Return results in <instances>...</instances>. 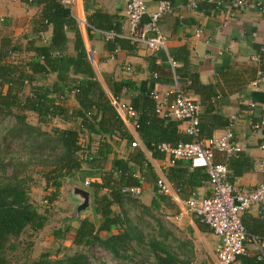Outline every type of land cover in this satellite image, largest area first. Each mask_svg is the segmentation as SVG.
Wrapping results in <instances>:
<instances>
[{"label":"trees","instance_id":"16d2710c","mask_svg":"<svg viewBox=\"0 0 264 264\" xmlns=\"http://www.w3.org/2000/svg\"><path fill=\"white\" fill-rule=\"evenodd\" d=\"M22 1L40 5L41 11L36 38L29 40L25 48L7 34L0 37V117H11L14 121L12 126L4 129L0 148V264H12L8 251L16 248L14 241L26 229L38 231L46 223V213L39 211L30 196L34 167H39L45 188L51 189L45 196L48 204L57 199L64 182L71 183L75 176L80 175L83 185L85 177L100 178L84 189L91 199L89 206L93 218L78 219L72 232V245L86 247L99 243L115 258L132 260L130 241L134 240L139 246L147 245L146 250L154 256L153 264H184L185 260L165 243L168 231L163 241L155 236L145 240L142 230L125 210V203L138 202V196L124 194L121 189L139 186L140 180L135 174L143 175L144 170L155 183V195L150 204H139L142 210L150 213L167 200L157 186L159 176L154 174L144 150L131 146L134 137L111 102V97L120 101L121 93L133 86L129 81L112 78H106V87L103 86L88 59L80 29L60 0ZM87 22L95 28L120 32V26L106 14L98 16V21L87 15ZM48 27L51 37L43 43L40 34ZM68 30L74 32L73 54L67 53ZM117 48L134 51L136 45L123 37L107 41L109 51ZM173 58L182 61L175 70L178 79L187 78L188 89L198 92L195 85L199 80L188 67L187 58ZM150 71L154 83L162 72L171 75V82H174L172 71L153 62ZM50 75H54L53 80H48ZM152 91V87L141 90L137 98L132 99L130 106L136 116L131 120L145 149L153 158L162 159L165 153L157 148L159 144L176 145L191 141L192 137L178 129L182 121L155 112ZM215 98L222 97L219 94ZM28 113L34 114L35 123L28 121ZM55 121L60 124H54ZM198 128L201 137L200 124ZM13 140L24 146L25 159L7 153ZM122 143L125 153L118 157L117 149ZM108 161H111L110 169L106 168ZM169 181L180 190L181 183ZM114 229L117 232L111 233ZM68 232V226L56 229L54 237L58 239ZM246 256L240 255L236 260L241 261ZM247 261L252 264L264 262L258 258ZM28 264L94 263L84 251L77 250L62 258H52L45 252Z\"/></svg>","mask_w":264,"mask_h":264},{"label":"crops","instance_id":"0c3cea01","mask_svg":"<svg viewBox=\"0 0 264 264\" xmlns=\"http://www.w3.org/2000/svg\"><path fill=\"white\" fill-rule=\"evenodd\" d=\"M127 1L76 0L75 14L86 22L87 15L97 21L98 16L109 15L120 26L121 36L126 38L129 34V24L124 16ZM159 1L145 0L147 10H155ZM168 1L173 10L159 20L160 31L168 38L167 52L153 51L143 44H136L134 51L120 48L109 51L107 41L94 30L80 28L85 48L95 50L93 57L88 56V59L104 87L106 78L131 83L133 87L120 95L121 102L130 104L141 90L152 87L164 95L171 89V75L162 72L158 81L153 82L152 62L171 71L167 55L187 58L188 67L199 80L195 85L198 92L188 89L189 80L185 77L179 78V84L198 105L200 138L222 133L227 119L237 116L232 131L241 151L231 157L216 153L214 160L226 165V179L230 183L242 189L253 188L264 182L263 174L255 166L256 160L264 156L261 148L264 129L252 128L255 121L264 119V0H244L242 7L234 6V0H194L196 7L188 5L191 0ZM40 11V5H29L22 0H0V37L7 34L25 48L29 40L36 38ZM146 20L145 15L140 25ZM199 31L200 36H196ZM42 35L47 43L51 37L50 27L41 32ZM67 37V53L73 54L74 32L68 30ZM176 61L178 66L182 65V61ZM53 79L54 75L48 78ZM219 94L222 98H215ZM70 103L74 105L75 102L71 100ZM127 127L134 139L139 138L133 126ZM185 127L186 123L181 122L178 129L184 132ZM140 143L155 175L181 183L180 190L173 193L175 197L166 195V202L161 203L171 211L169 217L180 235L177 236L182 250L178 252L179 257L185 260L184 264H218L215 256L218 237L185 206L191 196L200 198L210 194L205 170L192 169L184 160L171 164L166 155L162 159L153 158L141 140ZM122 156L118 153V157ZM106 168H111V161L107 162ZM147 173L144 170L143 175H135L139 176L141 197L144 199L146 195L142 202L148 205L155 195V183ZM242 221L248 233L264 239V200L247 208ZM246 255L241 261L228 264H252L248 258L260 260L257 244L248 242Z\"/></svg>","mask_w":264,"mask_h":264},{"label":"built area","instance_id":"2783aa9c","mask_svg":"<svg viewBox=\"0 0 264 264\" xmlns=\"http://www.w3.org/2000/svg\"><path fill=\"white\" fill-rule=\"evenodd\" d=\"M60 2L68 7L71 17L76 21L79 29L94 30L105 41L122 37L119 32L95 28L84 19L79 18L75 14L76 0H60ZM244 4V0L233 1V5L236 7H242ZM188 5L196 7L197 3L191 0ZM172 10L173 7L168 0H160L153 11L147 10L145 0H128L124 9V16L129 24V34L126 38L132 44H143L153 51L167 52L168 38L160 31L159 20L162 16L171 13ZM145 15L147 20L140 25ZM196 36H200V31L196 33ZM41 40L46 43L43 35ZM85 49L87 56L93 57L95 50L88 46ZM167 60L173 73L174 82L171 89L167 90L164 95L156 90L151 92L155 102V112L160 116H168L185 122L184 132L190 135L192 140L179 142L176 145L161 143L157 148L165 153L171 164L178 160H184L189 163L191 168L204 169L210 184L209 195L200 198L191 196L185 201V206L201 222L207 224L218 237L219 244L215 251L218 264H228L234 262L238 256L246 255L248 242L257 244L259 259L264 260V239L248 233L242 221V214L247 208L264 200V182L250 189L239 188L226 179V165L214 160L216 153L231 157L241 151V146L234 139L232 131L233 124L238 117L229 118L222 133L200 138L198 105L179 84L178 76L175 74L179 63L170 55H167ZM111 102L124 123L134 127L131 119L136 116V111L130 104L117 101L113 97H111ZM250 104L254 106V103ZM252 128L254 130L264 129V119L255 121ZM131 146L140 147L139 138H135L131 142ZM261 148L264 149V144L261 145ZM255 166L264 176V156L256 160ZM93 180H100V178L85 177L83 183L87 186ZM157 186L161 193L171 197H175L173 193L178 190L163 176L159 177ZM121 192L139 196L142 193V188L141 186H127L123 187Z\"/></svg>","mask_w":264,"mask_h":264},{"label":"rangeland","instance_id":"374dc122","mask_svg":"<svg viewBox=\"0 0 264 264\" xmlns=\"http://www.w3.org/2000/svg\"><path fill=\"white\" fill-rule=\"evenodd\" d=\"M28 121L36 122L34 114L28 113ZM14 121L11 117H0V148L3 145V133L6 126H12ZM56 125L60 123L55 121ZM118 153L124 155V143L118 147ZM9 155L26 158V150L21 144L15 143L13 140L9 148L6 149ZM34 183L31 186L30 196L33 203L39 208V211L46 213L47 220L44 227L38 231L26 229L22 235L14 241L16 248L8 251V257L12 264H28L31 260L37 259L42 253H48L52 258H62L66 254H71L74 251H84L88 259L94 264H153L154 256L150 251H147V245L139 246L135 241H130L132 260H121L115 258L107 249L99 243H93L89 246L76 247L72 245V232L78 225V219L82 217L93 218L90 206L77 210L80 204V193L76 197L72 196L71 189L76 185L81 189H86L80 179V175L75 176L71 183L64 182L60 189L57 199L48 204L45 201V196L48 195L51 189L45 188V182L40 175L39 167H34L32 170ZM142 194V193H141ZM141 194L137 197L138 202H126L125 210L131 221L136 224L145 236V240L155 236L158 240L163 241L166 231L169 232L165 243L169 245L172 252L180 255L182 252L178 244L179 235L175 230L174 222L169 217L170 210L165 208V205L160 206L157 210H152L147 213L142 210L140 203L144 199ZM91 203V199L89 201ZM117 210V207L114 206ZM68 226L69 232L63 233L61 237L56 239L54 231L56 229H65ZM117 230H112L115 233ZM180 236V235H179Z\"/></svg>","mask_w":264,"mask_h":264},{"label":"water","instance_id":"95a60500","mask_svg":"<svg viewBox=\"0 0 264 264\" xmlns=\"http://www.w3.org/2000/svg\"><path fill=\"white\" fill-rule=\"evenodd\" d=\"M78 193H80L81 196L79 197L80 198V204H79L77 210H81V209H84V208L89 206L90 199H89V194L86 190L81 189L77 186H74L73 189H71L72 196L76 197V195Z\"/></svg>","mask_w":264,"mask_h":264}]
</instances>
